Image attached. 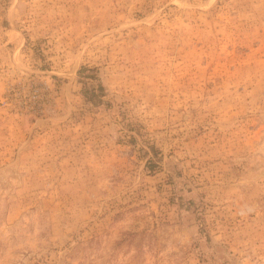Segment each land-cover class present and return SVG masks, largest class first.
Wrapping results in <instances>:
<instances>
[{"label": "rangeland", "instance_id": "374dc122", "mask_svg": "<svg viewBox=\"0 0 264 264\" xmlns=\"http://www.w3.org/2000/svg\"><path fill=\"white\" fill-rule=\"evenodd\" d=\"M0 264H264V0H0Z\"/></svg>", "mask_w": 264, "mask_h": 264}]
</instances>
